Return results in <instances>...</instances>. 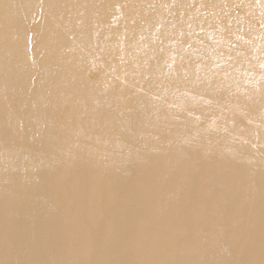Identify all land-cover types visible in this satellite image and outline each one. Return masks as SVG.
Returning a JSON list of instances; mask_svg holds the SVG:
<instances>
[{
    "label": "bare ground",
    "instance_id": "obj_1",
    "mask_svg": "<svg viewBox=\"0 0 264 264\" xmlns=\"http://www.w3.org/2000/svg\"><path fill=\"white\" fill-rule=\"evenodd\" d=\"M0 264H264V0H0Z\"/></svg>",
    "mask_w": 264,
    "mask_h": 264
}]
</instances>
